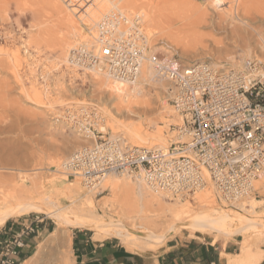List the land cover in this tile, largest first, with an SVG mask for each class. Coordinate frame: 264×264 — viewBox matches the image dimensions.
<instances>
[{"label":"bare ground","instance_id":"1","mask_svg":"<svg viewBox=\"0 0 264 264\" xmlns=\"http://www.w3.org/2000/svg\"><path fill=\"white\" fill-rule=\"evenodd\" d=\"M62 1L65 2V5H62L66 8L59 5L60 0H56V4L60 7L58 9L70 10L71 19L68 33L64 35L66 37L59 45L61 63H64L66 69L73 73L79 71L78 68L84 70V74L89 77L92 85L99 92L108 94V99L105 102L100 101L97 111L94 110L92 114L91 112L85 113L84 116L88 122L80 121L79 125H77L78 122L72 123L74 126L71 131L72 136L69 135L70 132L67 134V131L62 129L66 125L61 121L62 126L59 125V128H56L57 133L64 138L59 149L64 152L71 151L76 143L81 142V136L93 142L95 136L86 124L95 125L103 133H109L110 139H118L129 147L167 148L176 140L177 142L186 140L185 136H178L175 128L171 126L181 123L182 117L168 102L166 94L163 96L167 92L168 83L160 76L150 59V56L157 52V47L153 44V40L151 41L158 32L157 27L154 26L157 22L158 4L156 0ZM76 4L80 6V9L82 6L85 7L78 16L75 11L77 7H73ZM115 10L126 16L129 22H133L136 17L140 18L147 39L145 57L135 80L131 82L111 78L107 72L100 69L101 65L88 66L82 58H79V55L85 53L100 55L99 24L105 15ZM217 25L227 30L230 38L242 47L243 53L239 55L241 59L249 62L257 52V49L254 50L256 47L264 49L263 43L254 42L251 29L257 32L263 42L264 31L254 27L251 20L245 17L239 8L228 11L224 20L219 21ZM72 50L77 51L76 60L73 59ZM171 52L165 47L166 57L162 62L169 63L173 59ZM183 53H185L184 56L189 57V54ZM237 57L238 55L231 54L227 58L232 63V70H245L247 62L243 65L241 59ZM259 60L264 59L259 58ZM210 63L221 70L227 69L219 64V59L212 60ZM47 73L50 75L49 72ZM39 89L36 93H39ZM81 103L75 106L79 108L82 106L78 105H86ZM70 104L68 103V109ZM53 106L51 109H54ZM151 110L153 116L148 117L147 114H150ZM70 116L73 120L72 115ZM68 123L70 124L71 121ZM58 161L59 156L56 153L49 164L55 165L56 174L65 176L63 180L60 179L61 188L58 192L66 195L68 201L66 204L61 202L55 189L51 192L42 190L41 181L34 178L37 175L29 179L30 184L26 183L25 179L22 183H14L12 186L8 183L0 184V227L11 218L31 213L46 214L57 224L49 233L46 231L41 233V239L36 244L33 253L20 264H74L72 228L92 230L97 240L116 237L131 248L159 245L164 243L168 236L181 229H189L201 235H214V242L220 236L245 233L250 230H257L264 234V213L256 209L251 200L253 197L248 195L234 202L227 201L211 181L207 172L205 173L207 187L193 196L195 200L193 203L188 198H172L163 192L156 191L142 177L131 174L107 173L100 182L91 185V188L85 187L88 190L85 192L82 191L80 177L73 180L67 178L70 168L74 165L72 157ZM23 177L26 176L22 175L21 178ZM258 185L259 187L264 186V175L256 182V189ZM6 187L10 189L5 190ZM104 190H109L110 195L99 201L94 199L97 193ZM105 207H108L114 215ZM243 243L241 254L227 255L229 264L251 263L256 257L251 244L247 241Z\"/></svg>","mask_w":264,"mask_h":264},{"label":"rangeland","instance_id":"2","mask_svg":"<svg viewBox=\"0 0 264 264\" xmlns=\"http://www.w3.org/2000/svg\"><path fill=\"white\" fill-rule=\"evenodd\" d=\"M61 1L59 5L66 8L65 2ZM156 3L158 4L157 22L154 26L157 27L158 32L153 38L151 37V41L153 40V44L157 47L155 54L164 59L166 57L165 47H167L172 51V58L177 59L182 66L219 59V64L233 69L232 63L227 58L232 54L238 55L237 58L241 59L239 55L243 53L242 47L230 38L227 30L217 25L219 21L224 20L226 13L230 10L239 8V11L251 20L254 27L264 31V0H156ZM58 7L56 0H0V184L8 183L12 186L14 183H22L23 179L30 184L33 176L37 175L34 178L41 181L42 190L51 192L55 189L58 192L61 188L60 179L63 180L65 176L56 174L55 165H50L49 161L56 153L59 156L58 162L66 158L68 160L80 147L89 145L92 141L81 136L79 145L76 143L71 151L64 152L59 149L64 138L57 133L56 128H59L60 123H64L66 126L62 129H65L67 134L70 132L69 135L72 136L71 131L74 128L72 123L88 122L84 116L85 113L91 112L92 114L97 111L100 101L105 102L108 99V94L99 92L92 85L89 77L84 74V70L78 68L80 70L73 73L66 69L64 63H61L59 45L65 39L64 35L68 33L71 11H61ZM73 7H77L75 10L77 16L85 8L82 6L80 9L77 4ZM251 31L254 42L264 45L257 32L253 29ZM256 49L257 52L254 53L252 59H264V49L256 47L254 50ZM76 52L72 50L75 60ZM183 52L189 54V57L184 56ZM241 61L243 65L247 62L246 59H241ZM72 73L75 75L73 76ZM45 75L49 76V79L45 78ZM33 86L34 89L40 88L39 93H36L38 89L35 91ZM165 94L166 92L163 96ZM67 102L74 104H70L68 109ZM81 102L86 105H78L83 108L76 107ZM52 106L54 109H51ZM152 112L151 110L150 114H147L148 117L153 116ZM70 115L73 119L75 116L76 121L69 124L68 122L72 121ZM93 127L99 130L95 125ZM151 128L153 129V126ZM109 136V133L106 134V137ZM22 175L26 177L21 178ZM67 178L73 180L76 177L68 174ZM81 185L82 191L87 192L82 182ZM7 188L4 189L7 190ZM58 195L62 203H68L64 193L59 194L58 192ZM109 195V190H104L97 193L94 199L99 201ZM251 196L256 209L264 213V186L259 187L258 185V189ZM188 199L195 202L193 197ZM105 209L110 212L108 207ZM36 218L43 220L39 223V230L44 229L41 227H46V232L49 233L57 225L52 218L42 213L14 217L7 222H11L12 219L21 221ZM78 230H84L89 235L95 236L92 230L72 228L73 239ZM181 231L191 233L193 236H202L189 229H181L168 236L167 239ZM38 234L31 241L32 245L40 241L41 235L37 238ZM239 234L243 236V242L247 241L251 246L264 240V234L257 230ZM233 235L236 234L223 235L218 239L226 240ZM211 236L214 238V235ZM162 244L132 249L154 250ZM34 249L35 247L30 248L25 256L31 255Z\"/></svg>","mask_w":264,"mask_h":264},{"label":"built area","instance_id":"3","mask_svg":"<svg viewBox=\"0 0 264 264\" xmlns=\"http://www.w3.org/2000/svg\"><path fill=\"white\" fill-rule=\"evenodd\" d=\"M98 32L100 55L79 58L88 66L101 65L111 78L135 80L147 47L140 18L129 22L115 10L102 18ZM150 59L168 83V102L182 117L171 126L186 140L167 148L129 147L86 124L94 141L71 156L69 174L87 188L107 173L131 174L183 199L207 187V172L229 202L255 192L264 175V61L254 58L245 70H221L206 61L182 66L175 58L164 63L158 54ZM40 221L12 219L0 227V264H20Z\"/></svg>","mask_w":264,"mask_h":264},{"label":"crops","instance_id":"4","mask_svg":"<svg viewBox=\"0 0 264 264\" xmlns=\"http://www.w3.org/2000/svg\"><path fill=\"white\" fill-rule=\"evenodd\" d=\"M41 228L44 229L39 230L37 238L47 231L46 227ZM243 240L241 234H236L214 242L211 235L193 236L181 231L157 249L134 250L116 237L97 240L94 235L78 230L72 247L74 264H229L227 255L241 254ZM35 246L31 244L30 248ZM252 248L256 257L247 264H264V240Z\"/></svg>","mask_w":264,"mask_h":264},{"label":"trees","instance_id":"5","mask_svg":"<svg viewBox=\"0 0 264 264\" xmlns=\"http://www.w3.org/2000/svg\"><path fill=\"white\" fill-rule=\"evenodd\" d=\"M29 257V256H28ZM27 256H24V258L23 259H26V258H28Z\"/></svg>","mask_w":264,"mask_h":264}]
</instances>
